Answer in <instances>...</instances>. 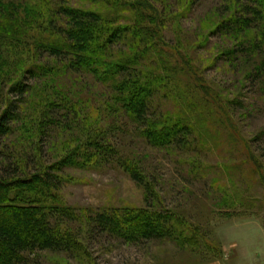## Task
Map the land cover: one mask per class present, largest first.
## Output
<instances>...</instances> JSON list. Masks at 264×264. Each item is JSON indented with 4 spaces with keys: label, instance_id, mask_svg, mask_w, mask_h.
Segmentation results:
<instances>
[{
    "label": "rangeland",
    "instance_id": "1",
    "mask_svg": "<svg viewBox=\"0 0 264 264\" xmlns=\"http://www.w3.org/2000/svg\"><path fill=\"white\" fill-rule=\"evenodd\" d=\"M4 1L21 18L29 5L43 2ZM162 1L169 5L167 13ZM53 3L92 11L104 7L96 0ZM152 4L164 12L169 44L193 66V96L198 91L207 103L194 105L203 141L184 150L155 146L141 132L144 126L114 100L112 84L93 72L67 69L61 60L42 55L36 39L25 37L20 52L13 50L16 41L0 37V120L11 113L9 128L0 133V174L16 160L31 172L52 167L62 179L53 191L64 214L58 231L73 242L70 251L27 253L23 264H264V183L254 164L264 170V22L228 31L217 26L235 14L248 16L250 0ZM132 13L123 11L130 19L120 24H131ZM13 60L10 67L4 64ZM40 63L57 69L43 78L29 73ZM19 80L23 94L14 88ZM175 102L169 96L157 102L160 118L183 109L192 115L187 103L181 108ZM50 110L58 118H49ZM75 151L82 156H73ZM131 168L143 177L134 179ZM132 210L169 214L179 220L177 231L136 242L98 228V215L117 211L124 219Z\"/></svg>",
    "mask_w": 264,
    "mask_h": 264
},
{
    "label": "trees",
    "instance_id": "2",
    "mask_svg": "<svg viewBox=\"0 0 264 264\" xmlns=\"http://www.w3.org/2000/svg\"><path fill=\"white\" fill-rule=\"evenodd\" d=\"M250 1L251 8L245 10L250 17L235 14L217 26L228 31L244 29L253 22L263 24L264 0ZM96 2L104 6L100 11L57 7L53 0H43L38 6L30 3L25 17L21 18L18 13L14 14L18 10L0 0V37L16 41L19 47L14 46L13 50L20 52H25V37L27 40L36 39V48L42 55L47 53L61 60L67 69L93 72L96 79L112 84L117 92L114 100L139 127H148L147 131H142V127L141 132L155 146L184 150L203 141L198 139L200 121L194 115V105L201 101L204 106L207 103L199 98L198 91L193 96L190 84L193 66L185 53L182 55L178 47L169 44L163 30V13H167L168 3L162 1L164 12L160 13L152 0ZM127 9L133 11L131 24L121 25L120 21L126 17L123 11ZM12 63L14 60L4 61L8 67ZM56 69L40 63L28 71L43 78ZM22 86L25 84L19 80L14 88L23 94L25 89L19 90ZM168 96L175 97L178 107L183 108L184 102L187 103L190 109L193 108L192 115L184 114L183 109L160 118L157 102ZM130 99L137 100L131 103ZM71 108L75 109L72 103ZM47 115L58 118L59 113L50 110ZM10 116L9 112L0 120V133L5 134L9 128L7 120ZM79 152L75 151L73 156L80 158L82 154ZM93 155L95 159L102 158L101 154L92 152ZM14 163L5 165L0 174V264H23L24 256L35 250H72V240L58 231V219L64 214L56 208L61 201H57L53 191L62 181L61 177L54 174L52 167L51 170L42 167L41 171L31 172L26 169V162L16 160ZM78 163L74 160L72 164ZM254 164L264 183V170L258 161L254 160ZM57 166L54 165L53 169H60ZM131 172L134 179L143 177L133 168ZM118 213L98 215V228L136 242L161 238L163 234L177 231L176 222L179 220L169 214L132 210L122 219L123 212Z\"/></svg>",
    "mask_w": 264,
    "mask_h": 264
}]
</instances>
